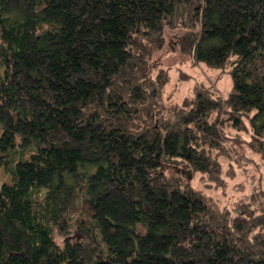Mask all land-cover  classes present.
<instances>
[{
	"label": "trees",
	"instance_id": "trees-1",
	"mask_svg": "<svg viewBox=\"0 0 264 264\" xmlns=\"http://www.w3.org/2000/svg\"><path fill=\"white\" fill-rule=\"evenodd\" d=\"M167 38L227 95L165 105ZM247 151L264 162V0H0V264H264V187H193Z\"/></svg>",
	"mask_w": 264,
	"mask_h": 264
},
{
	"label": "rangeland",
	"instance_id": "rangeland-1",
	"mask_svg": "<svg viewBox=\"0 0 264 264\" xmlns=\"http://www.w3.org/2000/svg\"><path fill=\"white\" fill-rule=\"evenodd\" d=\"M169 38L164 48L154 55L163 68L169 69V82L162 92L164 104L181 103L184 98L192 96L196 85L211 84L221 96H226L231 89L230 76L209 69L203 63H194L191 56L182 54ZM245 123L249 129V123ZM240 133L243 138L248 139V132L240 131ZM246 155L251 156L252 161H237L238 156L220 161L222 177L226 180L223 190L208 188L198 175L193 179V187L212 198L216 204H228V207H230L229 203L249 195L256 187L260 185L264 187V162L248 151ZM228 169L234 172L232 177L226 173ZM0 177L3 181L9 180V176L3 170H0Z\"/></svg>",
	"mask_w": 264,
	"mask_h": 264
}]
</instances>
